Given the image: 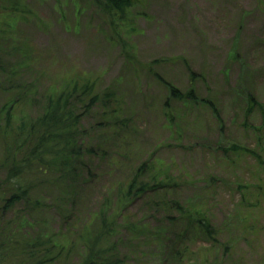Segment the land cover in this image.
<instances>
[{"label": "rangeland", "instance_id": "374dc122", "mask_svg": "<svg viewBox=\"0 0 264 264\" xmlns=\"http://www.w3.org/2000/svg\"><path fill=\"white\" fill-rule=\"evenodd\" d=\"M11 1L0 0V67H6L0 69V108L10 83L26 87L16 92H28L12 112L14 126L39 115L33 79L36 88L57 89L64 79L84 75L96 83L99 99L115 92L109 107L98 101L81 123L86 145L99 157L88 160L97 177L75 199L81 212L62 237L73 246L69 263L79 259L75 233L96 226L105 199L118 209L114 195L127 191L145 163L149 184L171 177L178 185L148 191L123 214L115 212L113 239L123 241L128 264H263L264 169L244 147L264 160V0H134L125 19L102 0H20L22 10ZM167 83L182 93L193 89L194 96L175 98ZM7 152L16 164L27 155L3 134L1 164ZM20 177L34 184V194L47 189L50 200L66 209L58 203V187L39 189L38 173ZM162 199L203 213L216 241L199 220L168 221L170 207L163 213L153 204ZM62 208L46 212L51 231L60 227ZM124 222L163 232L142 236ZM16 261L10 257L7 264Z\"/></svg>", "mask_w": 264, "mask_h": 264}, {"label": "trees", "instance_id": "16d2710c", "mask_svg": "<svg viewBox=\"0 0 264 264\" xmlns=\"http://www.w3.org/2000/svg\"><path fill=\"white\" fill-rule=\"evenodd\" d=\"M102 1H104L102 4L107 11L117 12L116 15H121V19L126 18L127 11L134 4V0ZM22 4L23 2L20 0L11 1L15 10L21 9ZM28 49L30 48L28 47ZM2 66L3 64L0 69L3 71L6 67ZM188 69L192 70L190 66ZM191 74L195 79V72L191 71ZM26 82L31 87V82H28L27 79ZM19 85L22 84L14 82L9 84L6 93L8 100L0 108V135L9 134L14 137V146L27 154L24 156L26 160L22 159L21 163L16 164L18 158L14 157L13 152H7L4 161L2 164L0 163V169L4 167L2 171L0 170V264H7L10 257L17 259L13 264H70L69 258L73 246H67L62 241V237H64V231L73 229L71 220L75 216L76 210L81 212L75 199L83 193L85 183L89 178L97 177L88 160L99 157L97 149L86 145V131L81 123L86 112L96 108L95 105L98 101L105 100V105L109 107L110 103L114 102L115 92L109 90L105 92L103 98L99 99L100 94L96 92V83L84 75L74 76L68 80L64 79L62 83L55 85L58 87L57 89L50 85L46 86L47 89L40 86L36 88V82L33 79V105H37L39 108L37 112L39 115L14 126L12 112L16 108V104L25 99L28 93L27 91L16 92V88L26 89V87L18 88ZM166 85L175 98L184 99L194 96L193 89L188 93H182L173 84L167 83ZM249 103L251 106L256 104L253 96L249 98ZM209 104L217 112L211 101ZM115 111V108H112L111 115H114ZM1 122H4V125ZM232 148L237 149L235 146ZM240 148L243 147L238 149ZM244 148L247 150L245 152L253 155L264 169L263 158L253 152V149ZM147 166L148 164L145 163L140 165L124 194L117 191L114 195V204H119L121 214L138 196H142L148 191L156 192L178 185L177 182L171 181V177L168 182L163 181L164 177H162L159 180L160 183L149 184L150 182L144 179ZM5 169L7 173L2 177V172L6 171ZM30 173H38L39 177H43L42 181L40 180L38 183L39 189L45 186V188L56 187L57 190L58 187L59 191L63 192L58 203L62 204L63 202L66 205L64 206L65 210L50 200L47 189L41 195L34 194L32 191V188L35 189L34 184L27 183L20 177ZM46 173L48 175L45 177ZM155 179L157 180V178ZM46 181H50L51 184L47 186ZM109 199H105V205L97 213L96 226L93 228L82 227L79 232L75 233L80 238V242L76 246L79 259L75 264H128L129 258L122 252L123 241L113 239L117 225L115 212L120 210L112 204L113 200ZM153 204L155 207H160L159 210L163 213H165L163 206L170 207L169 211L166 210L168 215L165 218L172 223L185 216L189 221L199 220V227H202L216 241L213 236L215 230L207 218H202L203 213L196 212L194 215L189 209H186V206L174 199L167 202L162 199L153 202ZM60 208H62L60 227L56 231H51L46 222L50 217L46 215V212ZM173 211H177L179 214L173 215ZM93 215L94 213L91 214V216ZM125 226L131 232H137V234L146 237L150 234L145 232H150L152 235L156 232H160V235L163 232V230L156 232L145 230L146 224L140 226L136 223L128 222L126 224L124 222L123 227L125 228ZM134 236L138 238L135 234ZM18 254L19 257L16 258L15 255ZM178 255L179 252H177ZM221 262L219 260V264Z\"/></svg>", "mask_w": 264, "mask_h": 264}]
</instances>
